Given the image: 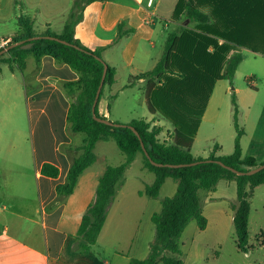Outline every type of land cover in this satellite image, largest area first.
<instances>
[{
    "label": "trees",
    "instance_id": "trees-1",
    "mask_svg": "<svg viewBox=\"0 0 264 264\" xmlns=\"http://www.w3.org/2000/svg\"><path fill=\"white\" fill-rule=\"evenodd\" d=\"M171 18L176 22L188 21V24L181 26L178 32L168 33L162 55L155 66L148 72L130 77L128 83V86H133L141 79L145 81L147 111L170 124V141H160L158 135L162 129L151 126L145 120L133 119L127 125L138 132L153 162L163 165L199 162L191 166H154L146 158L139 139L127 126L111 127L93 119L91 108L101 80L103 62L96 58H101L99 50L90 51L74 38V26L79 16H72L58 34L48 29L36 34L31 19L20 16L17 19V35L6 46L21 40L24 45L30 46L27 49L17 46L0 56V63L13 64L20 71L27 57L38 63L43 56H50L59 64H67L78 75L76 81L61 83V88L70 101L67 113L69 130L83 134L85 138L81 145L62 147L70 158V168L65 183L56 187V202H62L69 196L80 175L96 162L94 148L97 142L113 141L124 156L120 165L106 166L98 177L95 197L85 210L75 235L74 251L86 253L94 247L96 249L116 186L138 153L143 167L154 175L153 182L146 185L141 194L156 198L168 178L176 182L177 189L172 197L161 201L160 211L151 217L154 238L149 244L147 257L143 260L131 259L128 264H183L180 258L181 234L191 221L200 231L205 229L207 221L202 215L200 192L213 191L220 180L236 184V203L232 205L236 248L242 253L251 248L248 246L250 200L253 190L264 185V169L250 176H238L212 162L219 160L241 172L264 164V161L242 155L240 138L243 131L237 122L238 107L234 92L231 95L236 131L233 151L215 156L219 147L214 145L211 154L204 159L194 157L191 147L215 82L226 79L231 83L234 79L243 60L239 50L245 48L264 57V0H177ZM45 36L55 37L67 44L46 39ZM33 37L38 38L28 40ZM6 46L0 47V51ZM114 76L115 70L108 65L95 106V115L104 119L98 113V103L104 88L114 83ZM41 173L55 177L58 170L44 164Z\"/></svg>",
    "mask_w": 264,
    "mask_h": 264
},
{
    "label": "crops",
    "instance_id": "crops-1",
    "mask_svg": "<svg viewBox=\"0 0 264 264\" xmlns=\"http://www.w3.org/2000/svg\"><path fill=\"white\" fill-rule=\"evenodd\" d=\"M24 1L20 12L11 16L15 21L16 30L6 37L0 35V39L17 35V19L20 16L31 19L36 34H41L47 29L58 34L72 16H79L74 26V38L90 51L99 50L104 61L115 70L114 83L104 88L98 103V113L106 119L111 118L108 101L116 99L124 91L123 87L115 88L117 68L110 58L112 55L106 52L119 45V54L125 60L129 83L130 77L150 71L162 55V52H159L154 56L156 58L152 59V51L148 50L145 44L147 41L153 47L152 39L161 37V31L155 27L156 24L158 23L164 31L170 26L173 27V32L180 29L177 22L171 18L177 0H154L151 7H148V0H78L77 5L76 0ZM168 33L164 35V42ZM121 35H131L123 45ZM139 57H142L141 62L136 60ZM29 58L25 59L22 75L28 110L36 202L31 208H28L29 204L25 206L24 201L15 210L6 206L0 208V264H128L131 259H145L149 244L154 238L151 217L160 211L164 198L175 194L176 182L170 178L166 179L156 198L141 194L145 186L153 182L154 175L143 167L141 155L136 154L116 186L115 195L97 238L96 249L86 253L74 251L72 245L75 235L85 210L95 197L98 177L105 167L109 166L107 156L98 157L95 153L96 162L80 175L72 193L62 202L55 201L56 187L65 183L70 168V158L62 147L81 145L85 138L83 134L71 133L69 130L67 113L70 101L61 88V83L76 81L78 75L67 64H59L50 56H43L38 63L32 57L29 61ZM144 59L148 68L141 66L145 62ZM28 61L31 63H27ZM7 65L11 71L16 68L13 64ZM218 81L220 80L215 84ZM226 84L224 83L225 87ZM135 86L144 89L145 81L141 79ZM144 105L146 112L145 97ZM211 106L212 92L191 147L194 157L205 159L214 148L198 146L196 152L192 151L202 128L209 130L221 124L229 127L227 119L221 122V109ZM131 120L133 119L130 118L129 122ZM142 120L162 129L158 139L159 136L168 134L162 140L159 139L160 141H170L172 127L167 121L151 114L149 118ZM163 123L167 124L164 130ZM258 126L259 123L250 124L248 131L241 129L243 135L240 138V146L243 156L264 161V150L251 149ZM248 134L250 137L247 143L244 141V147L243 140ZM234 137L235 133L233 140ZM103 142L108 141L97 142L94 152ZM218 147L215 156L227 155L233 151V144L226 148V152H223L222 145ZM44 164L55 167L58 170L57 175H43L41 168ZM236 197V184L230 180H220L211 192H200L202 215L207 223L205 229L200 231L196 223L191 221L183 230L180 237V258L183 264L190 260L191 264H201L209 251L221 248L226 227L232 224V205L236 203ZM217 202L224 204L219 219L216 218ZM20 206L21 209L18 210ZM211 221L216 224L215 240L212 245L204 247L199 241L200 233L210 228ZM223 222L228 225L223 226ZM215 253L214 257L218 258L219 253Z\"/></svg>",
    "mask_w": 264,
    "mask_h": 264
},
{
    "label": "rangeland",
    "instance_id": "rangeland-1",
    "mask_svg": "<svg viewBox=\"0 0 264 264\" xmlns=\"http://www.w3.org/2000/svg\"><path fill=\"white\" fill-rule=\"evenodd\" d=\"M0 35L6 37L16 30L15 21L11 19L12 14L20 12V6L24 0H0ZM15 11V12H14ZM177 24L181 27L187 25L188 21ZM190 26H193L190 25ZM161 31V37L152 39V47L145 42L146 48L154 59L156 54L163 52L164 35L173 32L170 26L167 30H162L158 23L155 26ZM131 36V35H130ZM128 35H121L120 40L123 45ZM117 68V84L115 88H124V91L116 99L109 100L111 113V122L120 125H127L131 119L149 118L148 111L144 110V89L138 86H128V73L125 60L119 54V45L116 48L106 52ZM239 53L244 60L239 64L234 79L230 83L225 79L218 81L212 90V108L219 107L220 118L227 119L229 127L216 126L209 130L202 128L199 139L192 151L196 152L198 146H214L216 144L223 146V152L233 144V134L236 133L233 126V108L231 95L234 92L238 107L237 121L240 129L249 130L250 124H258V132L252 140V148L264 150V58L250 50L241 48ZM102 56V55H101ZM258 57V58H254ZM104 60L103 56L101 57ZM140 58V59H139ZM136 58L141 62V58ZM31 61V57L28 59ZM27 63H31V62ZM142 68H148V63L144 59ZM22 71L14 68L10 70L7 64L0 63V208L15 210L23 201L28 208L36 202V190L33 163L31 158L30 129L28 121L27 103L24 94ZM25 73V72H24ZM226 84V87L224 86ZM255 87H253V86ZM232 88V89H231ZM167 124L163 123V130ZM168 134L159 136L162 140ZM248 134L243 140L248 141ZM202 140H204L202 142ZM250 149V150H251ZM95 153L98 157L106 155L109 166H118L124 156L116 147L113 141L103 142L97 146ZM29 202V203H26ZM216 218L219 219L221 211L224 210V204L217 202ZM13 205V207H12ZM21 209V206L18 210ZM1 213V212H0ZM194 223V222H193ZM215 222L211 221V226L206 231L200 233L199 241L203 246L212 245L215 238ZM228 225L223 222V226ZM225 238H223L221 248L208 252L201 264H264V185H260L253 190L250 200V212L248 218V246L251 247L247 253L239 252L236 248V236L233 223L226 227ZM95 249V247L93 248ZM215 251L219 253L218 258ZM185 264H191L187 262Z\"/></svg>",
    "mask_w": 264,
    "mask_h": 264
},
{
    "label": "water",
    "instance_id": "water-1",
    "mask_svg": "<svg viewBox=\"0 0 264 264\" xmlns=\"http://www.w3.org/2000/svg\"><path fill=\"white\" fill-rule=\"evenodd\" d=\"M36 38H38V37H33L31 39H28V40L30 41V40H33V39H36ZM45 38L46 39H49V40H56V41H59V42H61L63 44H67L65 41L59 40V39H57L55 37L45 36ZM23 43H24V41L21 40V41L14 42V43L6 46L3 50L0 51V56L6 54L10 49L15 48L17 46L21 47L22 49H27L30 46V44L24 45ZM96 58L98 60H100V61L103 62V71H102V76H101L100 83L98 85V88H97V91H96V94H95V97H94L93 105H92V108H91V112H92L93 119L95 121L99 122V123H103V124L108 125V126H111V127H124V126H127L135 134V136L139 139L141 148H142V150H143L146 158L154 166H157V167L166 166V167H170V168H179V167L191 166V165H195V164L199 163V162H194V163L187 164V165H185V164H179V165H169V164H166V165H163V164L155 163V162H153L149 158L148 153L146 152V150L144 148V145L141 142V139H140V136H139L138 132L132 126H129V125H120V124H117V123H113V122H111L108 119H104V118H101V117H98V116L95 115V106L97 104V101H98V98H99V94H100V91L102 89L103 82H104V79H105V76H106L107 67H108V65L101 58H99V57H96ZM207 161H210V160H207ZM212 162L217 163L221 167H223V168L231 171L232 173H234V174H236L238 176H250V175H253V174L257 173L258 171L264 169V164H261V165L255 167V168H251V169H249L247 171L241 172V171H237V170H235V169H233V168H231L229 166H226L225 164H223L219 160H215V161H212Z\"/></svg>",
    "mask_w": 264,
    "mask_h": 264
},
{
    "label": "built area",
    "instance_id": "built-area-1",
    "mask_svg": "<svg viewBox=\"0 0 264 264\" xmlns=\"http://www.w3.org/2000/svg\"><path fill=\"white\" fill-rule=\"evenodd\" d=\"M153 2H154V0H148V7H151ZM11 39H12V36L9 38H1L0 39V47L6 46L8 43L11 42Z\"/></svg>",
    "mask_w": 264,
    "mask_h": 264
}]
</instances>
